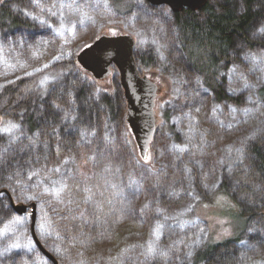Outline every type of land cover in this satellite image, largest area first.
<instances>
[{
    "label": "rangeland",
    "instance_id": "rangeland-1",
    "mask_svg": "<svg viewBox=\"0 0 264 264\" xmlns=\"http://www.w3.org/2000/svg\"><path fill=\"white\" fill-rule=\"evenodd\" d=\"M234 2L243 11L242 0ZM5 3L24 25L0 27V89L22 82L17 108L25 119L0 116V129L18 125L0 131V189L35 203L34 231L59 264H264V162L253 151L264 155V2L253 4L247 29L255 44L236 36L221 62L217 83L230 101H219L188 65L167 5ZM121 34L134 37L137 68L157 85L145 157L126 121L117 67L96 79L76 59L101 35ZM247 108L256 111L245 116ZM63 185L60 200L45 191ZM30 219L31 206L18 214L0 193V264H52L34 246ZM150 244L158 254L146 259ZM198 250L209 251L195 263Z\"/></svg>",
    "mask_w": 264,
    "mask_h": 264
},
{
    "label": "trees",
    "instance_id": "trees-1",
    "mask_svg": "<svg viewBox=\"0 0 264 264\" xmlns=\"http://www.w3.org/2000/svg\"><path fill=\"white\" fill-rule=\"evenodd\" d=\"M256 2H264V0H242L243 11L236 9L234 0H207L199 10L184 8L182 11L174 12L176 40L188 65L202 77L204 85L215 93L219 101L232 100L224 93L217 81L221 62L228 60L234 38L240 36L249 45L255 44L248 38L247 29L255 15L253 4ZM8 4H0V27L8 29L21 27L24 25L23 19ZM18 89H25L22 82L17 81L0 89V116L25 119L20 117L22 115L17 108L25 103L20 95H17ZM258 94L264 99V88H261ZM31 114L27 115L26 120L29 127L34 129V119ZM253 151L259 155L261 162H264L260 148H254ZM257 165H254L255 177L263 179L258 171L260 166ZM208 251L198 250L193 256L194 262H200Z\"/></svg>",
    "mask_w": 264,
    "mask_h": 264
},
{
    "label": "water",
    "instance_id": "water-1",
    "mask_svg": "<svg viewBox=\"0 0 264 264\" xmlns=\"http://www.w3.org/2000/svg\"><path fill=\"white\" fill-rule=\"evenodd\" d=\"M154 5H167L173 12L184 8L199 10L207 0H147ZM135 39L131 35H101L76 55L79 65L96 79H102L116 66L120 73V84L126 100V121L142 157L146 156L155 133V96L157 85L147 76L140 74L134 56ZM9 197L12 209L18 214L28 213L31 206V234L40 249L52 264H59L56 258L42 245L34 231L35 203L15 202L7 189H0Z\"/></svg>",
    "mask_w": 264,
    "mask_h": 264
},
{
    "label": "snow or ice",
    "instance_id": "snow-or-ice-1",
    "mask_svg": "<svg viewBox=\"0 0 264 264\" xmlns=\"http://www.w3.org/2000/svg\"><path fill=\"white\" fill-rule=\"evenodd\" d=\"M258 31H260V32H262V33H264V27H261L260 29H258ZM246 59H249V57H246ZM250 59L253 61V63H255L256 61H257V57H255V56H252V57H250ZM262 60H264V58H261ZM47 79V78H46ZM44 81H41V83H43ZM244 87L245 88H248V87H250V85L247 83V82H245V84H244ZM249 99H251V97H249ZM258 110V109H257ZM197 111H199V109H197ZM233 111H235V109H233ZM254 111H256V110H254V109H251V108H247V109H244L243 110V112H244V115L245 116H248V115H250V114H252ZM18 127V125H16V124H10L8 127H5V128H3V129H0V131H2V132H4V133H8V134H11L12 132H13V130L15 129V128H17ZM229 127H231V125H229ZM253 135H255V134H253ZM252 137H249V139H251ZM14 139V138H13ZM237 152H239L240 153V159L242 160V158H243V150L242 149H237ZM0 155H2V154H0ZM147 159V158H146ZM54 171H56V172H59L60 171V169L59 168H56V169H54ZM67 188V185H63L62 187H60V188H56L55 186H53L52 188H50V189H45V191H48V192H50L56 199H58V200H60V197H61V193H63L64 192V190ZM34 197H28V199H33ZM91 200V197H87L86 199H85V202L87 203V202H89ZM61 202L63 203V201L61 200ZM69 203H72V201H69ZM81 216H83V213H81ZM12 223L13 224H15V225H21V224H23V220H21V219H19V218H15L13 221H12ZM159 228H160V225H157V229H156V231H155V235H157V238L159 237ZM250 231H252L251 229H250ZM243 243V242H242ZM21 247V245L20 244H18V243H13V244H11V245H9V248H11V249H18V248H20ZM23 247H28V245H24ZM8 249H5L4 251H7ZM156 254H158L157 253V249H156V247L154 246V244H150L149 246H148V248L146 249V251L143 253V255L145 256V258L147 259V258H151V257H153L154 255H156ZM191 253H189V255H190Z\"/></svg>",
    "mask_w": 264,
    "mask_h": 264
},
{
    "label": "flooded vegetation",
    "instance_id": "flooded-vegetation-1",
    "mask_svg": "<svg viewBox=\"0 0 264 264\" xmlns=\"http://www.w3.org/2000/svg\"><path fill=\"white\" fill-rule=\"evenodd\" d=\"M35 225H36V223H35ZM29 229H31V219H30V223H29ZM36 234H37V232H36ZM37 236H38V235H37ZM33 243H34V246L36 247L37 245H36L35 241H33ZM37 251H38L43 257H45V255H43V254L39 251L38 246H37ZM45 258H47V257H45Z\"/></svg>",
    "mask_w": 264,
    "mask_h": 264
},
{
    "label": "crops",
    "instance_id": "crops-1",
    "mask_svg": "<svg viewBox=\"0 0 264 264\" xmlns=\"http://www.w3.org/2000/svg\"><path fill=\"white\" fill-rule=\"evenodd\" d=\"M264 262V261H263Z\"/></svg>",
    "mask_w": 264,
    "mask_h": 264
}]
</instances>
